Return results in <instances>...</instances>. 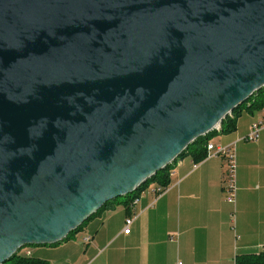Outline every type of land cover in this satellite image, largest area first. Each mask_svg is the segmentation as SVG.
<instances>
[{"label": "water", "instance_id": "obj_1", "mask_svg": "<svg viewBox=\"0 0 264 264\" xmlns=\"http://www.w3.org/2000/svg\"><path fill=\"white\" fill-rule=\"evenodd\" d=\"M264 87V0H0V264L136 191Z\"/></svg>", "mask_w": 264, "mask_h": 264}, {"label": "crops", "instance_id": "obj_2", "mask_svg": "<svg viewBox=\"0 0 264 264\" xmlns=\"http://www.w3.org/2000/svg\"><path fill=\"white\" fill-rule=\"evenodd\" d=\"M264 120L244 112L235 131L215 134V146L234 145L236 199L223 196L221 158L194 164L179 159L160 195L147 188L128 208L119 204L88 219L67 240L32 246L29 257L49 264H235L239 254L264 248V126L255 141L244 138ZM136 215L128 234L125 220ZM90 237L87 244L83 239Z\"/></svg>", "mask_w": 264, "mask_h": 264}, {"label": "trees", "instance_id": "obj_3", "mask_svg": "<svg viewBox=\"0 0 264 264\" xmlns=\"http://www.w3.org/2000/svg\"><path fill=\"white\" fill-rule=\"evenodd\" d=\"M263 109H264V87L254 92L244 103H242L240 106L235 108L229 116L225 117L222 120L220 131L218 132L212 131L204 136L197 138L193 143L188 145V147L178 156L177 159H175L165 169L157 172L154 176L148 179L136 191H134L130 195H126L125 197H120L115 200L106 202L94 215L99 214L100 212L106 209L113 208L114 206L119 204H122L126 208H128V206L132 203V201L136 199L141 194V192L147 189L148 186L151 184H155L158 188L162 190L166 189L170 185V171L179 159H182L184 157H191L192 162L194 164H199L200 162L205 160L206 145L209 143V141L213 138L215 134H227L235 131L236 120L239 118V116L242 113L244 112L252 113L254 111L262 112ZM84 223L74 231L70 232L67 235V237L64 238L61 242L67 240L70 236L78 232L82 228ZM4 264H49V263L45 260L29 257L26 255H21L18 252L15 255H13ZM235 264H264V248H262L260 251L255 253L237 255L235 257Z\"/></svg>", "mask_w": 264, "mask_h": 264}, {"label": "built area", "instance_id": "obj_4", "mask_svg": "<svg viewBox=\"0 0 264 264\" xmlns=\"http://www.w3.org/2000/svg\"><path fill=\"white\" fill-rule=\"evenodd\" d=\"M264 115V109L261 112ZM264 126V120L260 121L258 125H254L251 132L244 138L246 141H255L259 130ZM210 158H221L225 165V172L223 175V196L227 203L234 205L236 199V155L234 145L227 146H215L212 143L206 145V156L205 159ZM165 191L160 188H155L154 192L158 196ZM137 199H134L131 203L136 204ZM137 216L134 215L125 220V229L123 233L128 234L130 231V226L133 223ZM90 241V237L83 239V243L87 244ZM26 256H29V253H25ZM176 264H182L177 262Z\"/></svg>", "mask_w": 264, "mask_h": 264}, {"label": "rangeland", "instance_id": "obj_5", "mask_svg": "<svg viewBox=\"0 0 264 264\" xmlns=\"http://www.w3.org/2000/svg\"><path fill=\"white\" fill-rule=\"evenodd\" d=\"M219 131H220V130H219ZM217 132H218V131H217ZM212 139L214 140L215 137L212 138ZM155 186H156L155 184H151V185L148 186V188L155 187ZM31 249H32V246H27V247L22 248V249L19 251V253H20L21 255H25L26 251H27V250H31Z\"/></svg>", "mask_w": 264, "mask_h": 264}]
</instances>
